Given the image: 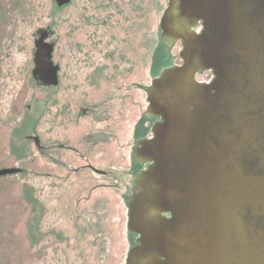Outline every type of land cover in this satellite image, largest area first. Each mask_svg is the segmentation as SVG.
Returning <instances> with one entry per match:
<instances>
[{
  "label": "rangeland",
  "instance_id": "374dc122",
  "mask_svg": "<svg viewBox=\"0 0 264 264\" xmlns=\"http://www.w3.org/2000/svg\"><path fill=\"white\" fill-rule=\"evenodd\" d=\"M168 5L71 0L60 8L56 0H0V169H23L0 178V253L31 246L28 233L41 211L43 227L65 235L47 241L41 261L127 264L140 238L128 231L144 170L135 153L157 123L146 116L148 92L183 63V43L169 48L162 41ZM44 31L59 68L56 86L32 74ZM88 163L100 173L83 167Z\"/></svg>",
  "mask_w": 264,
  "mask_h": 264
},
{
  "label": "water",
  "instance_id": "95a60500",
  "mask_svg": "<svg viewBox=\"0 0 264 264\" xmlns=\"http://www.w3.org/2000/svg\"><path fill=\"white\" fill-rule=\"evenodd\" d=\"M161 29L169 48L183 41L184 64L148 92L146 116L161 121L135 153L150 166L129 203L140 238L127 264H264V0H169ZM47 37L32 72L44 83L57 72Z\"/></svg>",
  "mask_w": 264,
  "mask_h": 264
},
{
  "label": "trees",
  "instance_id": "16d2710c",
  "mask_svg": "<svg viewBox=\"0 0 264 264\" xmlns=\"http://www.w3.org/2000/svg\"><path fill=\"white\" fill-rule=\"evenodd\" d=\"M45 213L46 212L38 211V215L36 216L37 221L35 227L33 226L28 233V239L30 241L31 246H27L24 252L15 251L13 254H11L9 251L1 252L0 264H51L50 262H46V260H42L43 262L40 260L41 257H47V241L50 239H53V241H62V238H65V235L60 232L55 235L54 231L51 230L49 227H43L42 221L45 217ZM31 219L34 223L35 218L31 217ZM27 253H29V260H25L22 258V255Z\"/></svg>",
  "mask_w": 264,
  "mask_h": 264
},
{
  "label": "flooded vegetation",
  "instance_id": "af4514ba",
  "mask_svg": "<svg viewBox=\"0 0 264 264\" xmlns=\"http://www.w3.org/2000/svg\"><path fill=\"white\" fill-rule=\"evenodd\" d=\"M184 1L185 0H180V3H181V5H183L184 4ZM71 4V0H70V2L67 4V5H64V6H62V7H60V8H63V7H66V6H68V5H70ZM203 28H204V26H203V20H200L199 22H198V25H197V27L194 29V31L197 33V34H201V32L203 31ZM49 36V35H48ZM47 39H48V37H47ZM47 39L45 40L46 42H47ZM178 42H182L183 43V41L182 40H179ZM177 42V43H178ZM48 44H51L52 46H53V44L52 43H49V42H47ZM54 47V46H53ZM183 50H184V46H183ZM183 52V51H182ZM181 52V53H182ZM181 55V54H180ZM112 56L110 55V58H111ZM183 59V58H182ZM184 64V60H183V63L181 64V65H179V66H182ZM54 66H56V65H54ZM57 67V72H56V75L54 74V73H50L49 75H47L46 76V81L47 82H45L48 86H56V84H57V73H58V71H59V68H58V66H56ZM207 72H210V73H212V75H213V78H212V80H210V81H208V82H202V81H199L198 80V77L199 76H202V75H204L205 73H207ZM207 72H205V73H203V74H201V75H199V76H197V81L198 82H200V83H206V84H209V83H211L213 80H214V74H213V72L212 71H207ZM54 79H55V81L56 82H54ZM136 81V80H135ZM126 85V84H125ZM127 86V85H126ZM90 109L89 108H85L84 110H83V115H89L91 112L89 111ZM156 119V121L157 122H159V121H161V119L160 118H155ZM154 138V134H153V137L152 138H150V139H147V140H152ZM52 139V138H51ZM61 146V148H63L64 146L63 145H60ZM53 146H52V144H51V148H52ZM67 148L68 149H70V150H74V152H76L77 150L75 149V147H68L67 146ZM67 149V150H68ZM150 165L149 164H145L144 165V170L143 171H145V170H147L148 169V167H149ZM84 168H88V169H93V170H95V167H94V165L92 164V163H88L87 165H85V166H83Z\"/></svg>",
  "mask_w": 264,
  "mask_h": 264
}]
</instances>
